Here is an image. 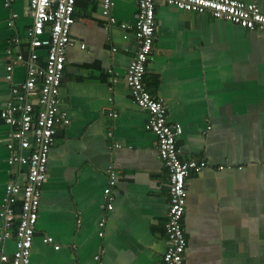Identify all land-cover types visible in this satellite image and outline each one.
Returning <instances> with one entry per match:
<instances>
[{"label":"crops","instance_id":"obj_1","mask_svg":"<svg viewBox=\"0 0 264 264\" xmlns=\"http://www.w3.org/2000/svg\"><path fill=\"white\" fill-rule=\"evenodd\" d=\"M238 1L264 14V0ZM113 2L115 24L102 17L100 0L75 3L59 89L69 124L56 128L29 264H164L168 171L145 128L148 114L126 85L137 42L119 26L134 22L137 0ZM31 23L28 0L8 8L0 0V109L25 79L15 55L25 53ZM155 25L145 87L163 101L167 122L180 124L181 159L206 165L186 180L185 263L264 264V33L163 3ZM38 55L42 63L45 50ZM7 131L0 121V203L16 177L7 165ZM13 251L12 239L0 242V254Z\"/></svg>","mask_w":264,"mask_h":264},{"label":"built area","instance_id":"obj_2","mask_svg":"<svg viewBox=\"0 0 264 264\" xmlns=\"http://www.w3.org/2000/svg\"><path fill=\"white\" fill-rule=\"evenodd\" d=\"M75 3L76 0H28L32 23L25 33L27 47L25 53L19 48L15 55V62L26 67V76L21 83L11 87L10 97L0 109V121L8 127L5 143L7 165L16 176L6 183L0 203V242L12 239L14 251L11 256L1 253L0 264L30 263L41 190L46 180L49 153L55 143L56 128L69 124L66 114L60 110L59 89L65 50L70 43V29L74 23ZM158 3L181 11L207 13L214 19H223L262 33L264 14L256 4L238 0H137L134 22L119 25L125 31H133L137 42L125 73L126 85L134 104L148 114L145 128L155 135L158 156L168 171L167 246L162 260L164 264H186V238L182 224L186 180L191 173H200L206 165L181 159L176 139L182 128L178 123L167 122L163 101L152 95L143 81L154 42L155 6ZM100 4L102 17L115 24L116 19L111 13L113 0H100ZM3 5L10 7L11 0H3ZM16 17L12 13L8 24L12 25ZM40 49L46 52L42 63L38 55ZM12 65L8 63L6 66L8 82L12 78ZM109 179L103 190L106 210L112 209L111 189L116 175L111 172ZM104 222V219L100 221V230ZM98 234L103 235L102 231ZM43 241L53 243L52 237Z\"/></svg>","mask_w":264,"mask_h":264}]
</instances>
